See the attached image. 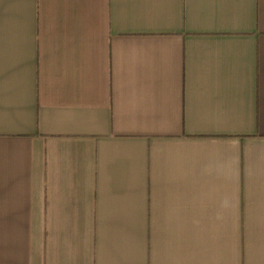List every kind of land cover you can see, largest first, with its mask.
<instances>
[{"label": "crops", "instance_id": "1", "mask_svg": "<svg viewBox=\"0 0 264 264\" xmlns=\"http://www.w3.org/2000/svg\"><path fill=\"white\" fill-rule=\"evenodd\" d=\"M0 264H264V0H0Z\"/></svg>", "mask_w": 264, "mask_h": 264}]
</instances>
